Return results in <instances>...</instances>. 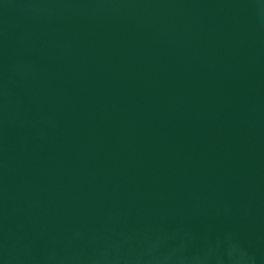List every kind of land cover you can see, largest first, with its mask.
<instances>
[{
  "label": "water",
  "instance_id": "1",
  "mask_svg": "<svg viewBox=\"0 0 264 264\" xmlns=\"http://www.w3.org/2000/svg\"><path fill=\"white\" fill-rule=\"evenodd\" d=\"M0 264H264V0H0Z\"/></svg>",
  "mask_w": 264,
  "mask_h": 264
}]
</instances>
